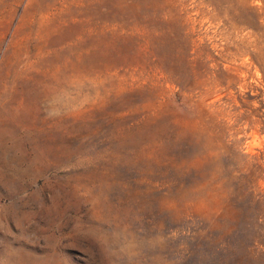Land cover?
<instances>
[{"label":"rangeland","instance_id":"1","mask_svg":"<svg viewBox=\"0 0 264 264\" xmlns=\"http://www.w3.org/2000/svg\"><path fill=\"white\" fill-rule=\"evenodd\" d=\"M0 264H264V0H0Z\"/></svg>","mask_w":264,"mask_h":264},{"label":"trees","instance_id":"2","mask_svg":"<svg viewBox=\"0 0 264 264\" xmlns=\"http://www.w3.org/2000/svg\"><path fill=\"white\" fill-rule=\"evenodd\" d=\"M254 165H256V164L254 163Z\"/></svg>","mask_w":264,"mask_h":264}]
</instances>
